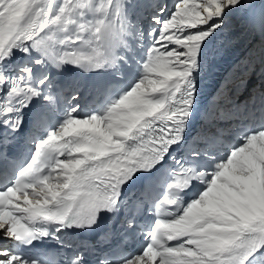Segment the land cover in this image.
<instances>
[{
  "label": "snow or ice",
  "instance_id": "1",
  "mask_svg": "<svg viewBox=\"0 0 264 264\" xmlns=\"http://www.w3.org/2000/svg\"><path fill=\"white\" fill-rule=\"evenodd\" d=\"M137 6L0 0V264H48L22 249L49 238L63 264H264V124L236 119L253 76L264 117V0ZM243 44L240 77L213 90L232 109L219 122L199 109L186 139L202 81ZM66 65L110 72L119 95L86 115L73 96L50 120Z\"/></svg>",
  "mask_w": 264,
  "mask_h": 264
},
{
  "label": "bare ground",
  "instance_id": "2",
  "mask_svg": "<svg viewBox=\"0 0 264 264\" xmlns=\"http://www.w3.org/2000/svg\"><path fill=\"white\" fill-rule=\"evenodd\" d=\"M139 1L140 2L138 5V10H135V11L137 13L142 14L145 18H150L146 16L145 14L151 11V9L145 6L147 0H139ZM138 55H139V51L137 52V56ZM247 55H248L247 44H243L237 47L231 53H229V55L225 57L222 61H220L217 68L215 67L216 72L213 75V78H210L212 81V87H215L219 81L223 82L230 75L233 76V75H236L238 72H240L239 69H236V67L245 59ZM74 67L75 66H69L70 69H74ZM105 73L107 74V76H111L110 72H105V71H102L100 76L103 77ZM61 76H62L61 73L56 75L55 77L56 82L60 80ZM255 80L256 78L253 79V81ZM216 95L219 96L220 94H216Z\"/></svg>",
  "mask_w": 264,
  "mask_h": 264
},
{
  "label": "rangeland",
  "instance_id": "3",
  "mask_svg": "<svg viewBox=\"0 0 264 264\" xmlns=\"http://www.w3.org/2000/svg\"><path fill=\"white\" fill-rule=\"evenodd\" d=\"M90 18V17H89Z\"/></svg>",
  "mask_w": 264,
  "mask_h": 264
}]
</instances>
